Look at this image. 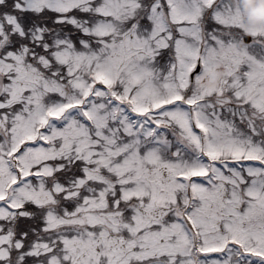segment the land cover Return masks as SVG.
Segmentation results:
<instances>
[{"label": "snow or ice", "instance_id": "6c2138e0", "mask_svg": "<svg viewBox=\"0 0 264 264\" xmlns=\"http://www.w3.org/2000/svg\"><path fill=\"white\" fill-rule=\"evenodd\" d=\"M0 264H264V0H0Z\"/></svg>", "mask_w": 264, "mask_h": 264}]
</instances>
